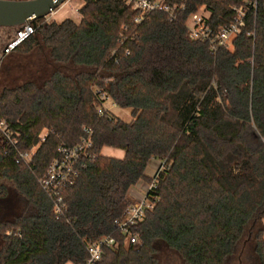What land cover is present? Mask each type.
Returning <instances> with one entry per match:
<instances>
[{
    "label": "trees",
    "instance_id": "1",
    "mask_svg": "<svg viewBox=\"0 0 264 264\" xmlns=\"http://www.w3.org/2000/svg\"><path fill=\"white\" fill-rule=\"evenodd\" d=\"M174 1L185 5L175 19L156 11L136 23L124 0H85L79 21L40 19L11 51L29 52L40 39L54 61L89 70H55L40 85L0 93V120L17 138L10 145L0 133V199L9 181L25 200L0 222V264H81L105 235L119 246L105 248L99 264H160L158 242L188 264H226L246 235L264 264V0ZM202 8L214 32L244 20L230 45L214 50L190 36L187 22ZM98 88L132 119L100 114ZM87 129L92 146L58 217L40 178L59 146L78 144ZM105 146L124 158L103 154ZM34 148L29 161L20 156ZM152 159L162 161L154 178ZM141 179L153 184L154 206L132 227L140 243L129 244L116 220Z\"/></svg>",
    "mask_w": 264,
    "mask_h": 264
},
{
    "label": "built area",
    "instance_id": "2",
    "mask_svg": "<svg viewBox=\"0 0 264 264\" xmlns=\"http://www.w3.org/2000/svg\"><path fill=\"white\" fill-rule=\"evenodd\" d=\"M85 0H66L63 4H69L75 12L80 13V7ZM127 4L131 5L132 9L138 11V15L135 18L136 23L142 22L152 12H164L168 15L169 19L176 18L178 13L185 8L184 4H178L174 0H124ZM58 6L49 15L55 14L59 10ZM81 14V13H80ZM210 16L209 11L205 8L193 13L188 22L187 27L190 36L194 39H202L209 41L212 49L216 50L219 46L227 45L228 41L240 32L241 28L245 25L242 18L232 24L229 27H220L216 32L208 23ZM34 32V28L31 25H26L20 30L16 37L10 41L7 47L4 49L5 54H9L21 41ZM99 94V100L97 102V109L100 114L111 112L112 108L117 104L112 100L108 93L104 90L97 89ZM111 101V104L108 103ZM0 133L4 141L10 145H16L17 138L14 136L10 124L6 120H0ZM87 135L81 139V141L70 146L62 144L58 148V153L47 167L46 172L40 178V183L45 192L55 201L54 210L58 217L64 213L67 209V205L64 199L65 189L72 185L76 178L79 176V164L84 154L92 146V131L86 130ZM45 134L42 135L44 139ZM35 152V148L31 151L20 152V156L29 161ZM162 168V165L160 166ZM159 168V169H160ZM158 169V170H159ZM158 172V171H157ZM156 172V174H157ZM153 187L150 184L149 189ZM148 189V190H149ZM154 204L148 199L147 194L142 199L137 201H131L122 217L116 220V224L121 233L126 237L129 244L140 243V236L132 231V227L138 225L145 219L146 211L152 209ZM8 236L18 235L21 237L20 231L8 230ZM119 242L112 236H102L89 243L87 247L88 257L85 262L81 264H99L102 260L105 248H117ZM66 264H76L72 261H68Z\"/></svg>",
    "mask_w": 264,
    "mask_h": 264
},
{
    "label": "rangeland",
    "instance_id": "3",
    "mask_svg": "<svg viewBox=\"0 0 264 264\" xmlns=\"http://www.w3.org/2000/svg\"><path fill=\"white\" fill-rule=\"evenodd\" d=\"M243 14V11H242ZM241 14V15H242ZM81 14L74 11L69 4L60 5L59 10L44 18V21H62L66 18H73L76 21L81 19ZM16 37V32L0 33V93L4 88L19 86L25 82L33 81L40 85L55 70H61L65 74L73 75L80 71L89 70L86 67L75 66L71 63H59L51 58L50 50L39 42L29 52L16 50L9 54L4 53L8 43ZM231 40L227 45L231 44ZM115 115L125 120L132 119L131 110L128 108L114 107ZM45 133V132H44ZM152 168H149V173ZM8 191L6 196L0 199V222L15 219L23 210L25 200L17 187L12 182H6ZM141 183L138 185V187ZM2 236L0 234V247ZM157 258L160 264H188L180 253L170 248L164 242H158ZM239 256L242 259L240 263ZM226 264H260L258 254L255 250L254 241L246 235L238 244L234 254L230 256Z\"/></svg>",
    "mask_w": 264,
    "mask_h": 264
},
{
    "label": "water",
    "instance_id": "4",
    "mask_svg": "<svg viewBox=\"0 0 264 264\" xmlns=\"http://www.w3.org/2000/svg\"><path fill=\"white\" fill-rule=\"evenodd\" d=\"M66 0H0V26L22 23L46 17ZM1 212V209H0Z\"/></svg>",
    "mask_w": 264,
    "mask_h": 264
},
{
    "label": "crops",
    "instance_id": "5",
    "mask_svg": "<svg viewBox=\"0 0 264 264\" xmlns=\"http://www.w3.org/2000/svg\"><path fill=\"white\" fill-rule=\"evenodd\" d=\"M109 105L111 104V101L108 103ZM118 107V106H116ZM114 108H112V112L115 114V111L113 110ZM103 154L108 155V156H113V157H117V158H124L125 156V150L120 149V148H114V147H110V146H105L102 150ZM162 164V161L159 159H152L149 164L148 167L146 169V175L150 178H154L156 175V172L158 171V169L160 168ZM149 168H152V170L149 172L151 173L148 174L147 171ZM141 183V185L138 187V185ZM150 183L145 180V179H141L137 184H135L134 186H132L128 192V200L129 201H137L142 199L144 196H146L148 189H149Z\"/></svg>",
    "mask_w": 264,
    "mask_h": 264
},
{
    "label": "flooded vegetation",
    "instance_id": "6",
    "mask_svg": "<svg viewBox=\"0 0 264 264\" xmlns=\"http://www.w3.org/2000/svg\"><path fill=\"white\" fill-rule=\"evenodd\" d=\"M45 17L43 18H39V19H35L34 21H32L30 24L28 23H22V24H17V25H11V26H0V33L2 32H5V33H10L12 31H15L16 32V35L17 33L22 30L26 25H34L35 22H37L38 20L40 19H44ZM1 209V208H0ZM2 211V209H1ZM1 213V212H0ZM239 260H240V263L242 262V259L241 257L239 256Z\"/></svg>",
    "mask_w": 264,
    "mask_h": 264
}]
</instances>
